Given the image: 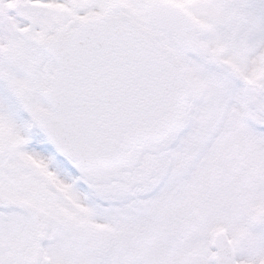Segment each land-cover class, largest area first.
I'll return each instance as SVG.
<instances>
[{"label":"snow or ice","instance_id":"obj_1","mask_svg":"<svg viewBox=\"0 0 264 264\" xmlns=\"http://www.w3.org/2000/svg\"><path fill=\"white\" fill-rule=\"evenodd\" d=\"M0 264H264V0H0Z\"/></svg>","mask_w":264,"mask_h":264}]
</instances>
